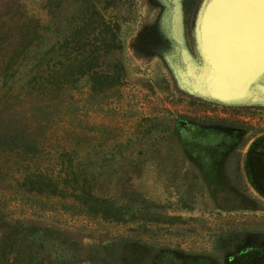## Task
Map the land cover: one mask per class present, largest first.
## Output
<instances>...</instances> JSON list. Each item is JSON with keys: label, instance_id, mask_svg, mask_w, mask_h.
<instances>
[{"label": "rangeland", "instance_id": "obj_1", "mask_svg": "<svg viewBox=\"0 0 264 264\" xmlns=\"http://www.w3.org/2000/svg\"><path fill=\"white\" fill-rule=\"evenodd\" d=\"M180 2L183 46L168 29L172 0H56L54 16L47 0H0V62L12 56L20 24L33 17L43 27L18 75L0 77V94L14 86L0 102H60L41 112L53 110L55 122L25 120L43 135L38 163L51 168L57 152L70 154L91 194L119 218L87 213L78 198H35L2 183V215L74 242L52 254L55 264H264V96L254 90L228 104L196 92L185 61L202 65L195 24L204 0ZM96 9L119 25L121 48L106 49L107 34L94 30L88 44L99 58L89 75L55 94L27 86L34 59L66 25L93 22ZM248 232L259 237L249 241Z\"/></svg>", "mask_w": 264, "mask_h": 264}, {"label": "trees", "instance_id": "obj_2", "mask_svg": "<svg viewBox=\"0 0 264 264\" xmlns=\"http://www.w3.org/2000/svg\"><path fill=\"white\" fill-rule=\"evenodd\" d=\"M47 4L50 14L56 15V0H47ZM90 14L93 22L85 23L79 29L71 27L70 24L66 25L65 34L61 35L55 45L46 50L45 54L41 53L38 59L33 58L34 63L29 70L33 73L26 81L27 86L36 88V91L41 90V95L45 92L55 94L64 86L74 83L77 78L89 75L99 58V55L93 56V51L97 49L92 50L93 45L88 44L91 35L94 36V30L107 34L109 39L105 41L106 49L121 48L120 42H115L119 40V25L116 22H106L98 9L90 11ZM17 29V43L12 56L0 62V77L3 79H12L18 75V68L27 63V54L31 52L34 43L35 46L40 43L43 35V27L41 28L40 22L33 17H29ZM45 57L49 58L43 61ZM13 87H7L0 94V99L6 98ZM20 90H24L26 98L29 94L28 87H20ZM45 103L0 102V191H3L2 183L14 182L17 191L30 197L78 198L86 207L85 212L99 213L102 217L118 220L116 207L91 194L85 170L82 166L75 167L76 163L71 165L70 154L57 152V164L51 168H42L38 163L40 155L44 153L43 135L39 128H31V123L29 125L25 120L33 119L35 126H42L48 119L51 123L55 122L53 110L43 114L41 112L45 108L55 109L60 102H50L47 106ZM8 172H13L15 176L10 175L9 179L1 182L2 176ZM4 201L5 198H0V207H4ZM247 234L249 241L259 237L257 232ZM70 244L73 245L74 242L65 232L12 220L0 211V264H44L46 260L47 264H55L59 258H51L52 254L60 255L58 251H63L62 246L71 247Z\"/></svg>", "mask_w": 264, "mask_h": 264}, {"label": "water", "instance_id": "obj_3", "mask_svg": "<svg viewBox=\"0 0 264 264\" xmlns=\"http://www.w3.org/2000/svg\"><path fill=\"white\" fill-rule=\"evenodd\" d=\"M168 29L185 43L180 0H172ZM202 65L185 61V72L199 94L234 104L254 90L264 96V0H204L195 24Z\"/></svg>", "mask_w": 264, "mask_h": 264}]
</instances>
